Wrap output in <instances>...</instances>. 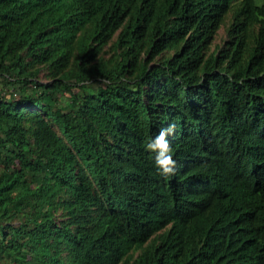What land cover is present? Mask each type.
I'll return each mask as SVG.
<instances>
[{"label": "trees", "instance_id": "obj_1", "mask_svg": "<svg viewBox=\"0 0 264 264\" xmlns=\"http://www.w3.org/2000/svg\"><path fill=\"white\" fill-rule=\"evenodd\" d=\"M0 264H264V0H0Z\"/></svg>", "mask_w": 264, "mask_h": 264}, {"label": "clouds", "instance_id": "obj_2", "mask_svg": "<svg viewBox=\"0 0 264 264\" xmlns=\"http://www.w3.org/2000/svg\"><path fill=\"white\" fill-rule=\"evenodd\" d=\"M175 125L168 124L158 133L148 138L146 149L154 157L156 172L163 178H171L178 172V161L174 159L170 137L174 134Z\"/></svg>", "mask_w": 264, "mask_h": 264}, {"label": "rangeland", "instance_id": "obj_3", "mask_svg": "<svg viewBox=\"0 0 264 264\" xmlns=\"http://www.w3.org/2000/svg\"><path fill=\"white\" fill-rule=\"evenodd\" d=\"M230 24H231V15H227L223 25L217 30L213 38V41L210 45L209 53L213 52L218 47L224 46V43L227 40H229L228 32L230 29ZM106 49H108V46L105 48V50ZM107 53H108V50L106 51V55L109 56L110 54H107ZM41 78L44 82H50V80L45 78L43 74L41 75ZM64 95H65L64 97H66L68 95L67 92L64 93Z\"/></svg>", "mask_w": 264, "mask_h": 264}]
</instances>
